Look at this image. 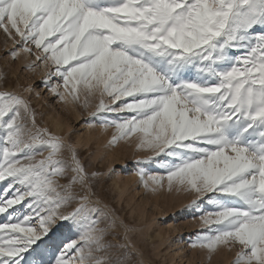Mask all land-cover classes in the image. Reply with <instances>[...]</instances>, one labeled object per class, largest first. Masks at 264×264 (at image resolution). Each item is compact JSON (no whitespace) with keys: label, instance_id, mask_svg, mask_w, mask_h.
I'll list each match as a JSON object with an SVG mask.
<instances>
[{"label":"snow or ice","instance_id":"6c2138e0","mask_svg":"<svg viewBox=\"0 0 264 264\" xmlns=\"http://www.w3.org/2000/svg\"><path fill=\"white\" fill-rule=\"evenodd\" d=\"M0 30L13 60L35 49L51 66L61 103L97 100L110 144L139 135L154 156L138 163L165 169L140 171L145 188L167 180L211 206L190 247L264 264V0H0ZM88 182L28 101L0 92V264H126L75 191ZM58 220L78 239L54 241Z\"/></svg>","mask_w":264,"mask_h":264},{"label":"rangeland","instance_id":"374dc122","mask_svg":"<svg viewBox=\"0 0 264 264\" xmlns=\"http://www.w3.org/2000/svg\"><path fill=\"white\" fill-rule=\"evenodd\" d=\"M12 49V40L0 30V92L25 98L37 125L61 137L75 151L89 173L88 185L83 189L77 185L75 191L99 209V227L105 229L104 243L111 246L112 253L122 254L126 264H232L237 250L233 246H222L213 253L190 247L203 229L199 215L210 205L203 202L199 208L192 207L196 194L176 185L170 188L167 180L145 188L140 171L147 179L149 175H164L165 169L160 163H138L154 156L138 147L139 135L110 144L115 129L101 127V118L91 115L96 99L87 109L61 103L42 83L51 66L36 61L35 49L33 56L13 60L8 54ZM29 64L34 65L30 70ZM50 83L54 87L57 81L53 78ZM60 224L58 220L52 225L54 241L58 235L59 242L78 239L75 229L69 231Z\"/></svg>","mask_w":264,"mask_h":264},{"label":"bare ground","instance_id":"6f19581e","mask_svg":"<svg viewBox=\"0 0 264 264\" xmlns=\"http://www.w3.org/2000/svg\"><path fill=\"white\" fill-rule=\"evenodd\" d=\"M60 235L57 236V239L55 240L57 243H59Z\"/></svg>","mask_w":264,"mask_h":264}]
</instances>
